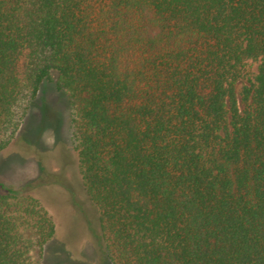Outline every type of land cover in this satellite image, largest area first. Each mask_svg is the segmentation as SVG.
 <instances>
[{
	"label": "trees",
	"instance_id": "1",
	"mask_svg": "<svg viewBox=\"0 0 264 264\" xmlns=\"http://www.w3.org/2000/svg\"><path fill=\"white\" fill-rule=\"evenodd\" d=\"M53 74L114 264H264V0H0V153ZM55 231L0 184V264Z\"/></svg>",
	"mask_w": 264,
	"mask_h": 264
},
{
	"label": "rangeland",
	"instance_id": "2",
	"mask_svg": "<svg viewBox=\"0 0 264 264\" xmlns=\"http://www.w3.org/2000/svg\"><path fill=\"white\" fill-rule=\"evenodd\" d=\"M255 64L248 63L251 76ZM52 81L42 84L23 124L0 153V184L38 199L53 218L56 231L43 250L42 264H114L101 237L99 211L90 201L71 139L66 96ZM33 241L31 229H20ZM32 260L38 263L39 250Z\"/></svg>",
	"mask_w": 264,
	"mask_h": 264
}]
</instances>
